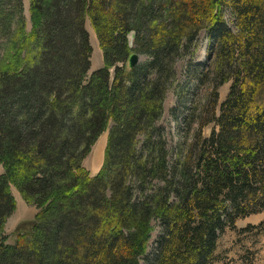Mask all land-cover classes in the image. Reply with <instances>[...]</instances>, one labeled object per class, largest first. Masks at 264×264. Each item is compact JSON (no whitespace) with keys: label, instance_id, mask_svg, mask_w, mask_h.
I'll use <instances>...</instances> for the list:
<instances>
[{"label":"trees","instance_id":"1","mask_svg":"<svg viewBox=\"0 0 264 264\" xmlns=\"http://www.w3.org/2000/svg\"><path fill=\"white\" fill-rule=\"evenodd\" d=\"M29 13L27 31L23 0H0V264H213L226 229L264 214V0H29ZM86 22L102 53L92 73ZM201 33L190 80L212 89L191 100L172 161L157 124ZM134 54L146 61L130 69ZM12 189L38 213L9 244ZM254 231L264 221L240 233Z\"/></svg>","mask_w":264,"mask_h":264},{"label":"rangeland","instance_id":"2","mask_svg":"<svg viewBox=\"0 0 264 264\" xmlns=\"http://www.w3.org/2000/svg\"><path fill=\"white\" fill-rule=\"evenodd\" d=\"M24 2V17L26 20L27 31L31 30V21L29 13V0H23ZM224 19L233 31L235 25L233 18L229 11L224 12ZM86 30L88 31L90 38V45L92 48L91 55V71L90 73L102 68V53L99 49L98 42L90 27L89 22H86ZM209 48V39L205 33H201L197 39L195 47L177 62L175 66L176 79L172 84L170 90L166 95L164 102V113L161 120L157 124V129L162 131L164 139L167 143V149L169 157L174 161L178 145L183 141L186 134L184 127V119H186L187 109L190 107V102L197 101L196 103L203 105L205 96L211 91L212 87L208 83L205 86H200L194 83L195 79L190 80L193 72L196 73L195 66L203 65L206 62L207 52ZM146 58L142 57L141 63L145 62ZM191 71V72H190ZM202 70L198 71L201 74ZM197 76V75H196ZM231 83L224 85L218 89L219 104H223L229 94ZM188 89L185 98L181 101L180 89ZM184 101V102H183ZM184 103V104H183ZM176 109L175 112L173 110ZM218 113V110H217ZM219 115V114H217ZM215 129L214 125H210L203 130V137L208 138L211 132ZM108 133H104L96 142L91 150L89 156L84 160L83 166L92 175H96L102 168L104 161V152L107 143ZM144 142L143 138H140V145ZM3 174L2 168H0V175ZM12 195L16 201L15 212L8 219L5 226V234L8 236V243H14V230L16 227L27 221H31L35 218L38 210L35 206L27 204L22 200L20 195L15 189H12ZM255 218L247 217L244 220H239L236 224L235 230L226 229L221 235L218 241L216 250V260L213 264H264V233L254 231L248 234L240 233L248 226L249 223L259 225L264 218V214ZM250 218V219H249ZM253 220V222H251ZM154 232L152 233L151 240L148 246V256L151 257L155 251V242L161 232V227L158 222L153 223ZM141 264H145L144 260Z\"/></svg>","mask_w":264,"mask_h":264},{"label":"water","instance_id":"3","mask_svg":"<svg viewBox=\"0 0 264 264\" xmlns=\"http://www.w3.org/2000/svg\"><path fill=\"white\" fill-rule=\"evenodd\" d=\"M141 59H142V57L139 56V55H136V54L132 55V56L129 58V62H128L129 68H130V69H133V68H135L137 65H139L140 62H141Z\"/></svg>","mask_w":264,"mask_h":264},{"label":"crops","instance_id":"4","mask_svg":"<svg viewBox=\"0 0 264 264\" xmlns=\"http://www.w3.org/2000/svg\"><path fill=\"white\" fill-rule=\"evenodd\" d=\"M258 216H260V215H255V216H252V217H250V218H255V217H258ZM263 218H264V215L262 216ZM249 218V219H250ZM264 221V220H263ZM262 221V222H263ZM251 222H253V220L251 221ZM248 225H251V226H257V225H254V223H249ZM263 252H264V250H263Z\"/></svg>","mask_w":264,"mask_h":264}]
</instances>
